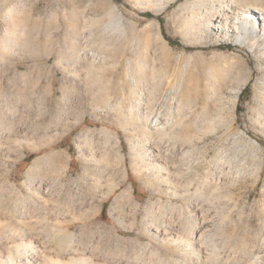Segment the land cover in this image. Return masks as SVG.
Returning <instances> with one entry per match:
<instances>
[{"label": "rangeland", "instance_id": "1", "mask_svg": "<svg viewBox=\"0 0 264 264\" xmlns=\"http://www.w3.org/2000/svg\"><path fill=\"white\" fill-rule=\"evenodd\" d=\"M229 1L264 8L0 0L3 247L16 232L106 264H212L191 247L201 231L222 249L215 264L251 261L264 241V39L237 45L206 21ZM149 110L177 126L143 128Z\"/></svg>", "mask_w": 264, "mask_h": 264}, {"label": "bare ground", "instance_id": "2", "mask_svg": "<svg viewBox=\"0 0 264 264\" xmlns=\"http://www.w3.org/2000/svg\"><path fill=\"white\" fill-rule=\"evenodd\" d=\"M117 10V8H114L113 11L115 12ZM216 16L215 15H212V17L206 19L207 22H212L213 26H214V29L219 33V34H225V39H228V38H232L233 42H235V44L239 45H244L247 43V39L248 37L251 36L252 39H255V41L253 42V46L255 45L256 43V40H259V37L263 38L264 39V8H257V7H252V6H241V4H236L234 1H229L227 3V5L225 7H222L220 10L216 11ZM261 19V21H259V19ZM123 19V18H122ZM111 22L113 21L110 20ZM113 25L109 22L108 24H111L114 28H112L113 30L114 29H119L117 31H121L123 29V26L121 25L122 22H121V16H117L115 22L113 21L112 22ZM109 26V25H108ZM109 28V27H107ZM109 30V29H107ZM115 31V30H114ZM130 72V70H129ZM130 74V73H129ZM132 76V75H131ZM239 86V85H238ZM237 86V87H238ZM234 88V87H233ZM232 88V89H233ZM242 89L243 87H238L237 89L235 90H231V89H228L230 93H232L233 97H231L232 101H234L235 103L238 101V98L242 92ZM217 95V94H216ZM223 100V99H222ZM225 100V99H224ZM231 101V102H232ZM143 104V103H142ZM141 105V104H140ZM144 113V112H143ZM157 115V114H155ZM154 116V113L151 112L149 110L148 113H145V114H140L139 116V122H142L143 124V128L144 126L147 127V128H151L152 130L153 129H156L157 131H160L159 133H163L164 135L167 134V131L170 130L168 129L166 126L168 127H172V129L174 127L177 126V124H175L176 122L170 117V120H166L164 117V119L167 121H165L162 117V119L166 122H164L165 124L162 123V121L156 116L155 118L153 117ZM155 119L154 121H152L153 118ZM168 118V117H167ZM169 119V118H168ZM175 119V118H174ZM137 120V119H136ZM179 122V121H178ZM141 124V123H140ZM145 128V129H147ZM151 129H148V130H151ZM168 129V130H167ZM171 129V130H172ZM162 135V134H161ZM243 135H246L245 132H242L238 137H241L242 139V136ZM252 137V136H251ZM237 139V138H236ZM245 140V139H244ZM251 140V138H250ZM239 141V140H238ZM252 141V140H251ZM185 149V148H183ZM255 149V148H254ZM182 151V150H181ZM185 152V159L188 160V158H191L192 155H189L188 153H192V150L190 149H186L184 150ZM171 154V153H170ZM183 154V153H182ZM184 155V154H183ZM158 156V155H157ZM164 158V157H163ZM39 160V159H38ZM168 160V159H167ZM175 164H177L176 162H174ZM165 164V163H164ZM229 164V163H228ZM164 166V165H163ZM176 168L178 167V165H175ZM183 166H185L183 164ZM189 166V164H188ZM226 166V165H225ZM156 167L157 168H162L161 165L159 164H156ZM34 168V167H33ZM226 168V167H225ZM179 169V168H178ZM176 169V170H178ZM182 168L180 167V170ZM179 170V171H180ZM188 169H186L187 171ZM224 172V170H222ZM177 173V171H176ZM225 173V172H224ZM227 173V172H226ZM178 174H181L180 172H178ZM124 175H125V172H124ZM177 175H175L176 177ZM229 176V175H228ZM180 177V175H179ZM172 178V176H171ZM181 178V177H180ZM184 178V177H183ZM221 178V176H220ZM126 179V178H124ZM177 180L179 178H176ZM192 179V178H190ZM233 179V178H232ZM182 180V179H180ZM185 180H188L185 179ZM231 180V179H230ZM124 181V180H123ZM179 181V180H178ZM192 180H189V181H184L182 180L183 183H185V187L188 188L190 187L191 188V185H192ZM233 181V180H232ZM174 182H175V179H174ZM173 182V178H172V183ZM195 181H193V184H194ZM170 183H171V180H170ZM182 183V184H183ZM228 183H231L228 181ZM174 184H177V183H174ZM181 184V182L179 183ZM182 184L180 186H182ZM200 185V183L198 184ZM202 185V184H201ZM178 188L180 187L178 184H177ZM193 186V185H192ZM175 187V186H174ZM184 185L181 187L183 188ZM184 187V188H185ZM199 188V187H198ZM197 189V188H196ZM187 190V189H186ZM128 191H129V188H128ZM189 191V190H188ZM201 191V190H200ZM192 192V191H191ZM194 192V190H193ZM129 193V192H128ZM196 193V192H195ZM107 195V194H106ZM125 195V194H124ZM123 195V196H124ZM131 196V195H129ZM118 199V198H117ZM121 199V198H120ZM123 199V198H122ZM195 200V199H194ZM199 201V200H198ZM113 202V201H112ZM117 202V201H116ZM120 202V201H119ZM197 202V201H196ZM118 203V202H117ZM91 205V204H90ZM94 206V205H93ZM96 208V207H95ZM94 208V209H95ZM116 208V207H115ZM114 208V209H115ZM86 209V208H85ZM68 212V211H67ZM59 214V213H58ZM63 216V215H62ZM65 217V216H64ZM81 219V218H80ZM60 221V220H59ZM63 224V221H61ZM68 222V221H67ZM61 228V227H60ZM63 228V227H62ZM206 228V227H205ZM200 229V228H199ZM64 230V229H63ZM62 230V231H63ZM67 230V229H66ZM192 230V229H191ZM190 230V231H191ZM213 230V229H212ZM196 231V230H195ZM194 232V231H193ZM203 232V231H202ZM15 234H13V238H15L16 241H14L15 243L13 244L14 246H12L11 244H6V245H11V247H14V249H12L11 247H3V244L0 243V264H106V262H101V259L100 257H87L86 254L84 256H78L74 251H69L67 252V254H63L59 248L57 250H52L51 248L49 249L47 247V245H45V243L43 242H40V241H31L27 238H25V240L23 238H21V236H19L18 233L14 232ZM172 233V232H171ZM175 233V232H174ZM195 233V232H194ZM27 234V233H26ZM25 234V235H26ZM59 234V233H58ZM181 234V233H180ZM196 234V233H195ZM194 234V237H193V240L195 242H197L198 244V248L196 249V247H194V243L191 245V247L193 246L194 250L198 253L197 256H203L206 258V261L207 260H210L209 258H211L213 260L214 258V262L216 259L220 260L219 259V256H220V249L217 250V248H214V249H211L210 247H208V245L202 240V235H199L201 234V231H198L197 234L195 235ZM161 235V234H160ZM178 235V234H177ZM165 236H170V233H165ZM205 236V235H204ZM9 237V235H8ZM11 237V236H10ZM20 237V238H19ZM34 237V236H33ZM37 237V236H36ZM178 237V236H177ZM181 237V235H180ZM2 238V237H1ZM184 238V237H183ZM192 238V237H191ZM40 239V238H39ZM177 239V238H176ZM22 240V241H21ZM37 240V239H36ZM76 240V239H75ZM179 240V239H177ZM182 239H180L181 241ZM190 240V239H189ZM205 240V239H204ZM44 241V240H43ZM166 241V240H165ZM171 241L174 243V238H171L169 240V242L171 243ZM167 242V241H166ZM184 242V241H183ZM192 242V241H190ZM75 243V242H74ZM168 243V242H167ZM172 243V244H173ZM176 243V242H175ZM178 243V242H177ZM179 244V243H178ZM185 244V243H184ZM191 244V243H190ZM209 244V243H208ZM210 245V244H209ZM55 246V245H54ZM218 246V245H217ZM76 247V246H75ZM188 247V246H187ZM190 248V247H189ZM74 249V248H73ZM91 249V248H90ZM98 249V248H96ZM178 249V248H177ZM248 249V248H247ZM193 250V249H192ZM222 250V249H221ZM68 251V250H67ZM245 251V250H244ZM251 251V250H249ZM248 251V253L250 254V252ZM88 252V251H87ZM248 254V257H245L247 259H250L251 261L249 260H246L248 261L250 264H263L264 263V241L262 243H259L257 246H255V248H253V251L251 252V254L249 255ZM196 255V254H195ZM223 255V254H222ZM98 256V255H97ZM222 257V256H221ZM216 258V259H215ZM109 259V258H108ZM199 258H197L198 260ZM203 259V258H202ZM252 259L255 261L254 263H251L252 262ZM201 262V260H199ZM211 261V260H210ZM203 262V261H202ZM201 262V263H202ZM205 262V263H206ZM209 262V261H208ZM207 262V263H208ZM212 264H215L213 261H211ZM221 263V261H219ZM248 263V264H249ZM211 264V263H209ZM218 264V263H217ZM247 264V263H246Z\"/></svg>", "mask_w": 264, "mask_h": 264}]
</instances>
